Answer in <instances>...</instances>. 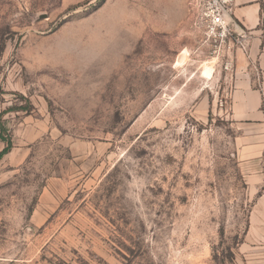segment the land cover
Wrapping results in <instances>:
<instances>
[{
  "label": "rangeland",
  "instance_id": "rangeland-1",
  "mask_svg": "<svg viewBox=\"0 0 264 264\" xmlns=\"http://www.w3.org/2000/svg\"><path fill=\"white\" fill-rule=\"evenodd\" d=\"M189 2L0 0V264H264L238 57Z\"/></svg>",
  "mask_w": 264,
  "mask_h": 264
},
{
  "label": "crops",
  "instance_id": "crops-1",
  "mask_svg": "<svg viewBox=\"0 0 264 264\" xmlns=\"http://www.w3.org/2000/svg\"><path fill=\"white\" fill-rule=\"evenodd\" d=\"M234 17L252 32L249 56L239 53L237 79L230 99V115L237 125L235 153L246 166L248 180L257 186L258 161L264 160V0H234ZM244 60L245 64L242 62ZM247 62H254L261 74L259 87L253 85ZM258 207V202L253 208Z\"/></svg>",
  "mask_w": 264,
  "mask_h": 264
},
{
  "label": "built area",
  "instance_id": "built-area-1",
  "mask_svg": "<svg viewBox=\"0 0 264 264\" xmlns=\"http://www.w3.org/2000/svg\"><path fill=\"white\" fill-rule=\"evenodd\" d=\"M234 0H190L189 13L205 36L213 44L214 52H223L225 70L233 68L239 53L249 56L252 32L234 17Z\"/></svg>",
  "mask_w": 264,
  "mask_h": 264
},
{
  "label": "trees",
  "instance_id": "trees-1",
  "mask_svg": "<svg viewBox=\"0 0 264 264\" xmlns=\"http://www.w3.org/2000/svg\"><path fill=\"white\" fill-rule=\"evenodd\" d=\"M4 131H5L4 124H3L2 120H0V137H2V138H3V133H4ZM8 146H9V144H8ZM6 150H7V149L4 148V149L0 152V157H1V155H2Z\"/></svg>",
  "mask_w": 264,
  "mask_h": 264
},
{
  "label": "bare ground",
  "instance_id": "bare-ground-1",
  "mask_svg": "<svg viewBox=\"0 0 264 264\" xmlns=\"http://www.w3.org/2000/svg\"><path fill=\"white\" fill-rule=\"evenodd\" d=\"M181 61V60H180ZM179 62V61H178ZM208 66V65H207ZM207 66H205L204 68H203V75H205V76H209V69H208V67Z\"/></svg>",
  "mask_w": 264,
  "mask_h": 264
}]
</instances>
